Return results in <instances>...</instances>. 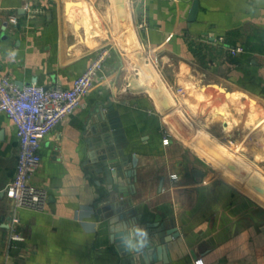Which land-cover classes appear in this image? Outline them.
Here are the masks:
<instances>
[{"label": "crops", "instance_id": "1", "mask_svg": "<svg viewBox=\"0 0 264 264\" xmlns=\"http://www.w3.org/2000/svg\"><path fill=\"white\" fill-rule=\"evenodd\" d=\"M101 47L110 56L82 105L41 141L30 184L44 204L17 210L21 240L8 238L4 192L18 139L0 112V264H120L109 193L87 163L98 109L137 159V225L165 221L183 239L187 254L164 264H264V0H0V75L18 86L71 87Z\"/></svg>", "mask_w": 264, "mask_h": 264}, {"label": "built area", "instance_id": "2", "mask_svg": "<svg viewBox=\"0 0 264 264\" xmlns=\"http://www.w3.org/2000/svg\"><path fill=\"white\" fill-rule=\"evenodd\" d=\"M25 8L29 10V5ZM8 20L16 24L17 16L12 14ZM138 26L144 27V20ZM225 50L232 55L241 52L242 47L226 45ZM109 56L110 48H99L85 70L68 88L59 85L46 88L35 79L18 86L9 77L0 75V112L5 113L13 122L18 139L15 171L4 188L6 195L13 200L8 223L10 241L23 238L17 231L20 221L17 210L22 207L41 209L44 204V191L30 184L40 162L42 139L59 121L82 105L83 98L92 89ZM163 142L167 143L168 138H164ZM196 262L202 264L200 260Z\"/></svg>", "mask_w": 264, "mask_h": 264}, {"label": "water", "instance_id": "3", "mask_svg": "<svg viewBox=\"0 0 264 264\" xmlns=\"http://www.w3.org/2000/svg\"><path fill=\"white\" fill-rule=\"evenodd\" d=\"M196 8L195 1L190 20L194 19ZM94 121L97 124L92 130H97H91L90 134L97 133V136L88 139L92 143L87 157L88 169L93 178L108 190L109 195L102 199L101 206L108 205L105 218L110 223V240L120 255V264H164L187 254L175 226L167 227L166 222L160 220L146 224L144 229L137 225L138 218L128 207L130 200L127 198L132 189L137 159L124 153L115 130L110 131L114 128L111 115L98 109ZM122 198L126 199L123 201Z\"/></svg>", "mask_w": 264, "mask_h": 264}, {"label": "rangeland", "instance_id": "4", "mask_svg": "<svg viewBox=\"0 0 264 264\" xmlns=\"http://www.w3.org/2000/svg\"><path fill=\"white\" fill-rule=\"evenodd\" d=\"M127 64V63H126ZM128 66H129V68L130 69H132L131 68V64H128ZM136 68H139V67H135V70L137 71V69ZM139 72V71H138ZM155 83H157V80H155ZM170 94H168L169 95V97H170V100H169V98L167 97V99L169 100H167L168 102H169V104H168V107H167V109H169V111H167L168 113H170V117H172V118H174L175 117V115H178V113L180 114V112L176 109V107H175V103L177 102L178 103V101L176 100V99H174V97H173V94H172V91L171 92H169ZM175 93H176V95L177 96H180V95H182V93H183V89L182 88H176L175 89ZM166 99V98H165ZM171 101V102H170ZM176 101V102H175ZM180 102V101H179ZM178 112V113H177ZM174 120V119H173ZM184 121V127H183V129L185 128V126H190V124L185 120V119H183ZM179 123V122H178ZM178 126H179V128H180V126L181 125H179L178 124ZM185 130V129H184ZM183 133L185 134V135H187V132L186 131H183ZM174 135L176 136V137H178L179 139H182L181 138V136L179 135V134H177L175 131H174ZM184 139H186V138H183V140ZM193 139H195V140H197L196 138H193ZM199 140H200V138H198ZM192 140V139H191Z\"/></svg>", "mask_w": 264, "mask_h": 264}]
</instances>
